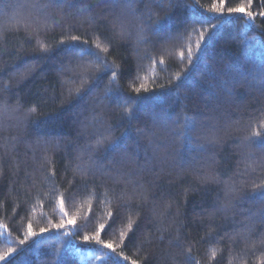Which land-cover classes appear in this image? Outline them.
Instances as JSON below:
<instances>
[{
  "label": "trees",
  "instance_id": "16d2710c",
  "mask_svg": "<svg viewBox=\"0 0 264 264\" xmlns=\"http://www.w3.org/2000/svg\"><path fill=\"white\" fill-rule=\"evenodd\" d=\"M261 12L0 0V264H264Z\"/></svg>",
  "mask_w": 264,
  "mask_h": 264
},
{
  "label": "snow or ice",
  "instance_id": "6c2138e0",
  "mask_svg": "<svg viewBox=\"0 0 264 264\" xmlns=\"http://www.w3.org/2000/svg\"><path fill=\"white\" fill-rule=\"evenodd\" d=\"M221 6L223 7V0H221ZM228 12L229 13H245L247 14L248 16H251L252 13L250 11H248L246 8H244L243 6H240V7H235V8H228ZM260 15L262 17H264V12H261ZM204 37L201 36V40H203ZM198 48L200 47L199 45L197 46ZM189 57H191V52H189ZM32 111L34 112L35 109H32ZM69 223H73V221H69ZM106 226L104 225H101V228H105ZM45 231V229H41V232ZM29 235H34V233H32L31 231H29ZM21 243H23V241H21ZM105 247H108V248H112V245L111 244H106Z\"/></svg>",
  "mask_w": 264,
  "mask_h": 264
}]
</instances>
